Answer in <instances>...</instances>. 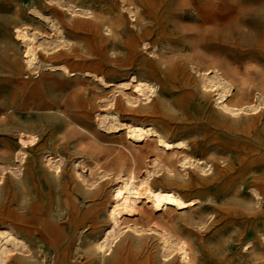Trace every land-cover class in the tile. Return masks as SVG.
<instances>
[{
    "label": "rangeland",
    "instance_id": "374dc122",
    "mask_svg": "<svg viewBox=\"0 0 264 264\" xmlns=\"http://www.w3.org/2000/svg\"><path fill=\"white\" fill-rule=\"evenodd\" d=\"M147 1L171 3L168 12L176 18L165 28L148 19L137 26L123 0H0V231L27 242L26 248H14V264H181L176 255L164 258L158 234L139 216L129 218L145 231L125 229L109 255L95 247L113 224L108 211L118 182L115 160L130 152L142 155L157 184L166 185L164 168L149 162L156 156L177 161L187 150L173 143H183L178 146L186 145L198 159L204 156L200 149L208 147L219 169L228 170L222 175L218 169L210 178L199 192L203 199L196 212L177 229L197 240V264H264V240L259 244L250 231L244 234L248 226L264 234V205L259 218L257 205L244 210L233 196L238 178H264V0ZM180 3L185 8L193 3L198 15L190 9L194 17L179 19ZM73 5L98 18L72 13ZM117 12L124 24L116 33L115 52L102 22ZM14 25L43 33L39 38L53 43L32 69L23 68L25 44L14 42ZM137 38L147 43L140 53L128 52L126 42ZM208 63L229 71L234 84L250 82V103H261L258 118L249 119V111L234 118L217 105L215 92L204 94L197 77ZM133 71L158 91L143 110L148 101L135 110L125 101L134 92ZM130 121L153 122L170 145H159L154 136L130 145L124 128ZM27 135L36 136V143L22 149ZM194 142L200 149L190 147ZM234 145L249 153L243 174ZM50 157L61 161L58 174L46 165ZM245 191L251 196L249 187Z\"/></svg>",
    "mask_w": 264,
    "mask_h": 264
},
{
    "label": "bare ground",
    "instance_id": "6f19581e",
    "mask_svg": "<svg viewBox=\"0 0 264 264\" xmlns=\"http://www.w3.org/2000/svg\"><path fill=\"white\" fill-rule=\"evenodd\" d=\"M123 1H124V4L127 10L130 13H133L132 17H134V22L132 24H135L137 26L139 25L140 21L142 22V20L144 21L148 19V20H152L158 27L165 28L170 22H172L173 18H176V15H177V14L173 15L170 12H168V10L170 9L169 7H171L172 4L166 3L165 1L157 5L147 0H123ZM187 5L189 7L185 8L184 4L180 3V6H179L180 12L178 13V16H177L179 19H182L186 16L194 17L193 15H189L190 9H192V11L196 13V14L194 13L195 16L198 15L197 14L198 10L193 3L191 4L188 3ZM72 7H73L72 13L74 14H79L81 16H86V17L89 16L92 20L98 18L97 15L92 14V11L90 12L87 9L78 8L75 5H73ZM122 18L123 16L119 12H117V14L114 17L106 16L103 19L102 25L106 27V32L110 33V35L107 38L113 40V42L111 43V48H112L111 51L112 50L115 51V48L117 47L115 43V40L117 37L116 33H117V30L121 28V26L124 24L123 21L121 20ZM62 28H63L62 26H60L59 28L57 27V31L60 32L61 34H62V30H61ZM12 31L14 34V42L18 43L17 41H21L25 44V54L23 56V61L25 63L23 66L24 69L25 68L32 69L33 67L36 66L37 61L39 60L42 53H47V54L49 53V49H51L50 47L53 43L49 41L46 42V40L43 38L40 39L39 36L43 35V33H40L33 29H29V27L27 26H20V25H14L12 27ZM143 37L144 36H141L140 38H143ZM142 43L146 44L147 41L144 39L141 41V40H138L137 38L134 41L129 40L128 42H126L125 46L128 52L130 53L133 52V54H136V53H140L139 48H141ZM199 59L201 58L199 57ZM209 70L213 72V75H210L209 73H207V71ZM202 71H204L205 73H203L201 77H197L200 79L202 90L204 91V94H210V93L215 92V94L218 96L217 105L221 106L225 111L230 113V115L234 118H238V119L243 118L242 115L244 112L246 113V111L250 112L249 114H247V115H250V116H247L249 119H256L259 117L257 113L259 112V107L261 103H258V104L250 103V98H249L250 92H251L250 82L248 83L246 81H241L239 84L232 83L234 81L231 82L230 77L227 74L229 71H227V73L224 72L215 63H211L209 68H207L206 70H204L203 68ZM129 79H131V81L134 83V86H133L134 92L131 95L125 96L126 103L130 105V108L132 110H135L137 107H139V104H141L142 101L144 102L148 101L147 103H145L142 110L144 109V107L150 106V104L154 100L151 97L155 96L158 92L156 89V85L146 80L139 79L137 73L134 71L130 74ZM263 86L264 84L262 85V87ZM113 104L114 103H112L110 106H112ZM252 115H255V116H252ZM112 117L114 118L115 121L119 120L116 111L114 115H112ZM125 125L126 126L124 128L127 129V138L129 139V142L131 143L130 145L134 144V142L138 143V142L144 141L146 138H149L150 136L156 137L157 138L156 142H159V145H163V146L170 145L167 142L166 135H164L163 132L161 131V128L157 126L156 124H154L153 122H149L147 124L141 121H133ZM239 125L237 124L238 127H240ZM35 143H36V136L27 135L24 141L21 142L19 145H21L22 149H26L34 145ZM179 144L180 143H173V145L175 146L177 145L179 149H183L187 151H184L185 152L184 155L180 157L177 161H172V160L171 161H160L159 159H156L157 158L156 156V158L153 159V161L149 162V165L152 168L158 165L160 166V168L161 166L164 168L165 170L164 178L167 183L166 185L157 184V179H156L157 177L156 178L154 177V174H155L154 171L146 168L145 164H147V162L144 161L145 158L142 155H139L134 152H130L129 155H124L115 160L114 167L112 169H113V172H115L114 175L116 179L118 180V182L114 190H112L113 191L112 201H111L112 205L108 211L109 217L111 218L113 224L112 226H110L109 229L105 231L103 236L100 239H98V241L96 242L95 247L97 251L101 252L103 255L104 254L109 255L113 249V246L118 241L119 236H121L120 233L124 231L125 229L126 230L131 229L138 234L145 231L143 226H141L140 224L136 222H132V220H130L132 216H139L142 219H147L151 224L152 230H154L158 234L159 240L161 241V244H162L164 258H169V257L175 258L174 256L176 255L179 258L181 264H197V253H198L197 240L189 236L180 234L177 229L180 228L183 225V223H187V217L192 216L196 212V211L192 212L193 208H195V206H197L198 204L202 202L203 197L201 193L199 192L203 190L204 188H208V185L206 184L210 180V178L214 179V177L218 173L222 172L223 170L219 169L220 165L217 162L218 161L217 158L208 156L209 155L208 147L200 149L199 145H197L196 142H194L190 146L193 150L200 149L201 151H203L204 153L203 158L200 157L198 159L191 155L190 151L188 150L189 147H186L185 149L184 147L186 145L181 147V146H178ZM233 148L237 152L240 153L239 161L241 163V174H243L242 172H246L247 166H245V163L248 160L249 153L244 152L246 147H237L236 145H234ZM233 148H230L229 152H233L234 151ZM236 148H239V149L237 150ZM46 165L49 167V169H54L57 174L59 170H61V161L53 160L52 157L47 159ZM182 168H184L185 173L182 172L181 170ZM258 168H262V166L253 168V171L256 172ZM218 169L220 170V172H217ZM227 171H223L222 175H224ZM238 179L239 180H237L236 182L239 184H237V186L234 189V194H233L234 199L239 200L238 202H240L239 204L244 210L248 208L247 206L249 203H253L254 205H257L258 213L257 214L255 213V214L257 216L263 215L262 214L263 212H261L260 210V206L262 204L264 205V178L249 179V178H245L244 176H242ZM191 187H194V189L197 190V192L192 196L185 194V192H183L182 190L184 188L191 189ZM247 187L250 188L251 196H249V194L246 195L247 193L245 190ZM158 212H160L159 217L156 218L155 215ZM238 212H240L241 216L242 214L244 215L242 211H238ZM247 231H250V233L252 234V238H256L257 242L259 244H262L264 240V234H261V236H258V230L254 229L251 226H248L245 229L244 234H246ZM25 242L24 240H22L21 238H18L13 232H10L9 230L0 231V264H14L13 262L17 259V257H15L13 253L15 252L14 248H17V247L26 248L27 242L26 243ZM250 243H251L250 241H246L245 245H249ZM18 250L19 249H17V251ZM16 264H21V263L16 262Z\"/></svg>",
    "mask_w": 264,
    "mask_h": 264
}]
</instances>
